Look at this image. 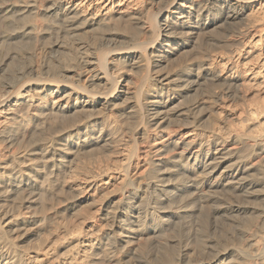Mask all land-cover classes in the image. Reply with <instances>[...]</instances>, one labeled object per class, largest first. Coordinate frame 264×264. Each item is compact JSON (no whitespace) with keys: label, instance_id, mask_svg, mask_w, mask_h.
<instances>
[{"label":"bare ground","instance_id":"1","mask_svg":"<svg viewBox=\"0 0 264 264\" xmlns=\"http://www.w3.org/2000/svg\"><path fill=\"white\" fill-rule=\"evenodd\" d=\"M134 1H140L139 3L144 5L145 7L148 2V0H132V3ZM121 2L123 1L53 0L47 8L45 7V11L51 16H55L56 19H58L63 24L62 28L66 29L65 33L67 32L69 35H71V37L73 35L75 37V35L80 36L81 34H85L89 31V28L92 27H99L98 29H100L102 26L109 25V29H107L110 30V24L113 21H121L124 17H127L131 19V21H135V24L138 27V30L136 31H141L140 35L142 34L143 30L146 31L149 39H147L146 41L144 39H141L143 41L136 40L137 46L135 47L134 44L133 46L135 48L132 49L118 47L117 45H111L109 47L105 45L107 48L99 50V47L102 46L104 41L108 43L107 41L109 40L107 36L100 38L102 41L99 42V45H95L94 43L95 47H91L92 49L87 50L88 53H81L77 57V66L78 68H80V70L88 67V65L92 66L93 63L98 66V72L94 75L87 76L84 83L81 82L82 73H75L69 76V74L72 73L69 68H59V72L56 69V73L58 74H54L53 77L49 80L46 78V80H42L40 73L41 70L33 66L27 68L24 66V69H22L21 71L19 70V72L16 73L15 82H21L20 85H17V83H13L12 80L10 82H3V88L0 89V159L5 156L8 152L10 153L11 150H14L12 151V153L9 154L14 158V161L12 159L13 164L12 162L11 164L13 166L10 168V170L6 169L8 172H0V191H4L8 194L15 192L16 194L17 191L22 192L23 190L29 188V186H31L30 188L37 187L36 180L40 177L44 178L48 184L50 178L52 177H50V175H54V173L58 171H60V173L61 171L67 172L65 171L66 168L61 166L58 162H61L62 160L65 161V159H62L63 156L67 154V152L69 153V151H71L72 149H75L74 151L76 152V150H81L83 147H93L96 146L98 143L102 142L108 143L107 145L114 144L113 150L115 149V153L117 155H115L117 157V163H115L116 165L113 169L109 166L111 169L108 168L105 170H100L95 175L91 173L90 175L93 176L87 177L83 174L85 178L75 179L76 181L72 180L76 182L75 185L72 182V184L74 185V191L81 194L82 201L91 200L93 203L99 202L100 199L104 201L101 202V205L98 204L100 205V208L98 207L99 210L96 209V211H98V214H100L99 218L97 219L98 223L95 219L94 221L96 222V224H94L95 222H85L83 225L81 224L82 227H79L81 229H79L78 233L76 235L74 234V236H72L68 242L63 240L64 234H66L67 236V229L61 228L62 230H54L57 232H52L51 235L45 239L44 244L42 243L40 247L37 246L38 249H35L36 252H34L33 256L30 255L28 257L27 250L26 252H19L17 250L18 247L16 248L17 245L15 246V241H12L15 238H12L11 241L8 240V236H11L10 233H12L13 231L12 229L6 230V228L4 227L5 224L3 225V220H6V215L2 217L5 210L3 211L4 208L0 206V264H97L96 258L99 254H101L99 253V251L103 249H106L108 253L113 254V256L110 255L112 257L108 258L113 264H147L149 260H147V258L150 257L149 249H156V247H159L162 250H167L169 252L176 250L179 255L178 264H223L226 260H224L222 257H225L227 255H217L215 250V255L212 258L209 256V259H205L203 257V260L199 259L196 261H192L195 253H193L194 255L190 253V246L191 244L193 245L194 240L195 242L199 243V241H196V239L200 232L198 234L195 233V235L197 236L196 239H193V242L190 238H186V241H176V243L172 244V242L175 241L173 233L177 232L176 230H178V226L181 225V222L184 221V218L192 217L198 212L203 213V211H206L207 208L208 216L211 219H217L218 217H221V219H224L221 221L226 222L225 220L230 217L236 219L239 218L238 216L240 215L245 216V214L249 212V209L242 207L244 204L251 203V205H253L256 203V201H258V203H264V101L261 102L259 100V102L258 100H256L258 102L255 101L256 103H254L253 105H251L252 103L248 104L246 102V97L247 95H249L248 90H254L255 95L257 94V99L263 97L262 95L264 94V0H165V2H163L162 4L159 3L161 5L156 10H153V7L147 10V17L145 18L146 21L142 18H138L140 14L143 15L142 13L144 11H131L129 9L124 10L122 9L123 7H120L123 5L120 4ZM129 4L131 5V3ZM27 6L31 7V5L29 4ZM127 7L125 9H127ZM61 23L59 24L62 25ZM114 24L116 23L114 22ZM239 26H241L242 29L240 30L238 28L240 32L238 31L237 34L240 36V39L243 40V43L241 40V42L239 41L241 45L243 44V46L237 49L238 51L236 52L235 56L233 55L234 57L230 56L232 53L231 52L230 55H228L227 57H223V55L221 57L219 55L220 57L215 56L216 58H211L209 52H206L203 56L204 60L199 61V63L197 61L196 63L198 64L196 65H193V63L191 62L193 66H189L190 69L188 70H186L187 68L185 66L186 71H184L183 69V75H181L182 73L180 74L179 72V79L174 78V76L171 75L172 73L163 74L162 71V73L159 71L156 72V68L166 63L171 56L177 54L178 52L184 49L190 48L191 46H198V44L203 41L204 38H206L205 36L210 33H213L214 30L218 28H227L229 30V28L232 27L237 30L236 27ZM33 27L34 26H32L31 29H34ZM36 28L38 27L35 26V29ZM22 29L25 30L26 28ZM40 30L41 28L39 29V31ZM50 30L52 29L50 28ZM60 30L58 31L60 32ZM43 31H41V33ZM31 32L28 31V33H25L24 31L25 36H29ZM110 34L112 35V33ZM22 35L24 36V34ZM31 35L33 34L31 33ZM122 35L125 34L123 33ZM235 40L237 41V39ZM231 41L235 42L233 40ZM80 44L82 47H84V42H80ZM68 45L70 46V44ZM228 45L229 44H227L226 48H228ZM202 46L204 45L202 44ZM49 48L51 47L49 46ZM49 51L51 53V50ZM5 52L8 51L6 50ZM89 56H94V62ZM236 58L237 60L241 59L239 64H237V62L234 60ZM117 65H119L120 67ZM48 71L49 70H47V72ZM137 72H143V89L141 88V86L139 88L136 86L134 88L132 87V83L135 82H132L133 80L131 79L132 76ZM44 74L46 76V73ZM28 75H31L33 77L35 76V78L32 80L31 77L29 81H24V79L27 78ZM74 79L77 81L80 80L81 84L75 85ZM41 82H43V85ZM203 82L209 84L208 87L210 88V91L208 90L209 88H207V90L209 91L211 99L213 100L215 105L218 106L219 109L223 110H220V113L223 112L224 118L222 117V119H224V123L226 124V126L224 125L225 127L223 128L220 127V130L218 131L216 129L212 130L210 128L211 130L209 132H203L202 134L199 132L198 134L197 129L199 127L196 128V126L199 125L198 122L200 123V119L203 116L202 112H200L201 110L199 109L200 106L198 104H195L194 102L193 106L186 108L182 107L180 108V111H178L179 106L173 107L172 105L174 103L173 100L178 97L181 98L180 102H182L183 104V99H185V96L188 93L192 92L196 87H199ZM206 83L205 85H207ZM39 84L42 85V87H40L41 89H38L39 93H32V88L34 86H36V88L37 86L39 87ZM246 90L248 93H245V95L243 92H246ZM48 97L50 98V101L47 100L49 102L46 101ZM132 99H135V102H131ZM240 101H242L243 103L240 104L241 106L238 110L240 111V114L238 115V111L236 110L238 108L236 107ZM179 105L182 106L181 104ZM184 105H186V103H184ZM119 106H123L122 110H118V113H114L113 111L117 110ZM198 109L200 111H198ZM25 110L26 112H29L31 110L35 112L33 116L23 117L22 112ZM108 111H112L111 114H108ZM94 112L99 113L101 116H94ZM133 113L136 115V127L131 128V126V129H128L127 127H125L126 124L123 127L122 125L121 127H117V125H119L121 121L123 122L129 120L130 116H132ZM79 114L87 115V122L83 125H76L73 128L68 127L70 129H66L63 134L61 133L62 136L58 140H54L53 138L51 139V137L50 139H46L47 137L45 136L47 143H45L43 147L39 144L40 147L32 148L34 144L32 142H34V140H32L33 136H31V141L28 140L30 141V143H32L31 148L26 145L25 138H29L30 135L28 136V134H30V129L32 125H39V128L40 126H42L41 129L46 128L47 126L51 127L52 124L56 125L59 123L60 125H65V123L73 119V117L79 116ZM18 118L23 119L24 123L21 124V126H17L18 124L15 125L13 123ZM182 121L185 122L186 126L191 127V130H188L186 133L183 134L181 133V136L179 138H170L171 136L169 137L167 134L169 130L168 128L176 125L179 127V125H182ZM18 123L22 122L19 121ZM238 125H240V127ZM204 128L206 129L207 127ZM40 130H38V132ZM35 132L36 130H34V135ZM169 135H171L170 132ZM142 137L145 139L144 144H141L142 142L139 140ZM63 142H66V144H63ZM66 147L67 149H65ZM83 154L85 155V153ZM36 157H40L41 160L39 163L34 165L31 161H33L32 159L34 158L36 159ZM110 157H113V155ZM9 158L10 157H8V160H10ZM29 162H31L33 165H31ZM27 163L30 164H28L29 167L26 166ZM170 165H173L172 169L167 167ZM33 166L34 170L30 169L33 168ZM162 167L168 168L165 170L163 169L164 172L168 174L165 175L164 172L161 174L159 173V169H161ZM1 168L2 163L0 162V170ZM92 170L93 169H91V171ZM64 172H62V174ZM71 172L73 173V171ZM85 173H90V170L89 172ZM180 175L181 178L179 177L178 180H175L177 182L174 184V186L173 184L162 187L159 185H165L166 181L171 182L173 181V177L175 178L176 176ZM78 177L80 176H76V178ZM32 178L35 179V181H33ZM167 178L169 179L166 180ZM55 179L57 178H54V180ZM175 181H173V183ZM53 188L55 189V187ZM213 189L214 191L215 189H222V191H225V193H227L230 197H226L227 195L224 192L219 191L218 193H223L224 195H226L225 197L228 198V200L230 201H227V199L224 198V202H217V200L213 199L214 197H208L212 194ZM21 192L18 193L21 194ZM207 192L211 193L207 196L206 199L202 201V196L200 195L207 194ZM214 193H216V191ZM38 195L39 194H37V197H39ZM94 197H97L98 199H95ZM217 199H219V197ZM253 201L255 202L253 203ZM1 202L2 200L0 198V203ZM141 203H144V206L146 204L145 210L143 208L141 209ZM213 203H217V206L219 203V207L212 208L210 204ZM94 205L96 206V204ZM11 206L13 208L12 204ZM11 206L9 207V209L11 208ZM253 206L256 207V205ZM257 207H261L262 209V206L258 205ZM252 209L255 214H258L257 216L259 217V219L264 218V209L261 210L259 208L258 210H254V207ZM84 211L88 212V210ZM11 212H13V210H11ZM204 213L206 215V212ZM35 214L33 215L36 218ZM91 214L92 213H90V211L89 213H87L86 221H88L89 219L91 220V218H89L92 217ZM98 214L94 213L95 216ZM19 217L23 218V221H21L20 223L23 225L25 223L35 222V219H30L31 217H29L28 219L27 217L24 218V215L21 213L19 214ZM41 218L42 217H40V219ZM45 218L46 217H44V219ZM82 218L85 219V217ZM244 218H246V216ZM254 218L256 217L251 216V219ZM18 219L17 221H19ZM256 219H254V221L252 222L255 223ZM179 220L180 222H178ZM234 221L236 222V220ZM100 222L101 224L99 225ZM257 222H259V220ZM77 223L79 222H76V224ZM250 224L251 223H249V225ZM231 225L232 224H230V226ZM50 226H48V228ZM61 226L63 225L61 224ZM243 226L241 228H243ZM257 226L256 228H252L257 229ZM48 228L47 230H50ZM247 228L245 229L247 230ZM15 230L16 229H14V231ZM47 230L46 232H48ZM243 230L241 232L246 231ZM252 230L249 233H251ZM186 231L185 233L188 236L189 233L187 232H189V230L187 232ZM256 231H254V234L256 233V235L253 234L255 236H253V239L257 238V236L259 237L261 233L264 234V230H261L263 232H261L259 235ZM246 233L247 232H245L244 234ZM191 234L192 233H190V235ZM203 234L206 237L205 233ZM204 236L202 237L204 238ZM250 237H252V235ZM55 238H57V241H62V243L60 242L61 246H65L64 242H67L66 245L68 243L69 245L74 244L73 249L71 250V252L69 250L70 253H68L67 256L58 257V255L55 254L57 253V249L54 253L50 252V247L49 249H47ZM177 238L178 239H175L179 240V236ZM199 238L200 237H198V239ZM136 240H139V242H143L142 244L138 245V241L135 242ZM189 240L192 242L191 244L188 243L190 242ZM207 240L210 239H205V241L200 239V244L203 242V249L201 250L206 251V253L210 248L209 245H211L212 243L211 241ZM247 240L250 241H246L243 243L240 240V242L243 243L241 244V248L236 245L235 247H239L241 249L239 252H243V256L245 252L249 255V258L256 260L251 262L249 261L251 259L247 258V262H242L241 264H264V235L260 237L257 241H255L256 239L254 241H251V238ZM60 243L58 244L60 245ZM196 246L201 248L200 245H195L193 247L195 248ZM28 250L30 249L28 248ZM167 251L166 253H168ZM158 252L162 253V251ZM194 252L196 251L194 250ZM227 253L229 254V252ZM202 254H204V252ZM157 257L158 256H156L155 258ZM166 257L169 258V256ZM172 257L173 256H171V258ZM199 257L201 258V256ZM242 257H238V259H242ZM99 258L101 259V256ZM158 258L157 260L159 262L160 260ZM109 260L107 262H109ZM168 260L166 263L168 264L169 262L170 264L172 259H170V261ZM103 261L101 262L103 264H106ZM165 261L166 260H164L163 263H165ZM149 263H152V259Z\"/></svg>","mask_w":264,"mask_h":264},{"label":"rangeland","instance_id":"2","mask_svg":"<svg viewBox=\"0 0 264 264\" xmlns=\"http://www.w3.org/2000/svg\"><path fill=\"white\" fill-rule=\"evenodd\" d=\"M16 1V2H15ZM39 1V2H38ZM53 0H0V84H2V85H0V89H2L3 88V85H4V83L5 82H10L11 80H12V82L13 83H17V82H15V75H16V73L17 72H19V70L21 71L22 69H24V66L27 68V67H30V66H33V67H35V68H38V69H40L41 70V79L42 80H46V79H51L52 77H53V75L54 74H58V73H56V69L58 70L59 68H69L70 70H71V72L72 73H70L69 74V76H71V75H73V74H75V73H82L81 75H82V78H81V82L82 83H84V81L86 80V78H87V76H91V75H94V74H96L97 72H98V66L95 64V63H93L92 64V66L91 65H88V67H86V68H84V69H82V70H80V68H78V66H77V63H78V60H77V57H78V55L79 54H86V53H88L87 52V50H89V49H92V48H94L95 47V45L97 44V45H99V42L100 41H102L100 38H103V37H108V43H106V41H104V43L102 44V46L101 47H99V50H101V49H104V48H107V47H109V46H118V47H123V48H135L137 45V41H143V40H141V39H144L145 41L147 40V39H149V37L147 36V33H146V31H142V34L140 35V33H141V31L140 32H138V31H136V30H138V27L136 26V24H135V21L133 22V21H131V19H129V18H127V17H124L121 21L119 20V21H113L111 24H110V30H108L109 29V25H106V26H102L100 29H98V28H94V27H92V28H89V31L87 32V33H85V34H79L80 36H81V38H80V36H76L75 35V37H74V35L71 37V35H69L67 32L65 33V31H66V29L65 28H62L63 27V24L58 20V19H56V17L55 16H51L50 14H48V13H46V8L50 5V3L52 2ZM123 2H121L120 4H123L122 6H120V7H123L122 9H124V10H131V11H144L142 14L143 15H139L138 16V18H142L143 20H145V18L147 17V10H149L150 8H152L153 10H156L163 2H165V0H148V2H147V5H146V7L144 6V5H142V4H140L138 1L136 2V1H134L133 3H132V0H122ZM48 2V3H47ZM136 2V3H135ZM18 3H19V5H18ZM24 3H25V5H24ZM42 3V4H41ZM45 3V4H44ZM129 3H131V5L129 4ZM139 3V4H138ZM159 3H161V4H159ZM10 4V5H9ZM31 5V7L30 6H27V5ZM48 4V5H47ZM8 5V6H7ZM125 5V6H124ZM153 5V6H152ZM41 6V7H40ZM127 6H129V7H127ZM27 9H26V8ZM30 7V8H29ZM34 7V8H33ZM43 7V8H42ZM46 7V8H45ZM127 7V9H125ZM132 7V8H131ZM135 7V8H134ZM26 10H25V9ZM32 8V9H31ZM41 8V9H40ZM146 8V9H145ZM12 9V10H11ZM24 9V10H23ZM136 9V10H135ZM21 10V11H20ZM31 10V11H30ZM43 10V11H42ZM8 11V12H7ZM24 11V12H23ZM27 11V12H26ZM33 11V12H32ZM38 11V12H37ZM40 11V12H39ZM43 13H42V12ZM30 12V13H29ZM27 15H26V14ZM29 13V14H28ZM45 13V14H44ZM48 14V15H47ZM18 15V16H17ZM45 15V16H44ZM26 16V17H25ZM47 16V17H46ZM145 16V17H144ZM35 17V18H34ZM52 17H53V19H52ZM4 18V19H3ZM6 18V19H5ZM28 18H29V20H28ZM31 18H33V19H31ZM31 19V20H30ZM56 19V20H55ZM125 19V20H124ZM38 20V21H37ZM17 21V22H16ZM19 21H21V22H19ZM26 21V22H25ZM29 21V22H28ZM37 21V22H36ZM55 23H54V22ZM127 21V22H126ZM146 21V20H145ZM45 22V23H44ZM114 22L116 23V24H114ZM125 22V23H124ZM4 23V24H3ZM24 23V24H23ZM35 23H37V24H35ZM54 23V24H53ZM58 25H57V24ZM59 23H61L62 25H60ZM22 24V25H21ZM34 24V25H33ZM53 24V25H52ZM55 24H56V26H55ZM20 25V26H19ZM28 25V26H27ZM29 25H31V26H29ZM114 25V26H113ZM127 25V26H126ZM32 26H34L33 28L35 29V26H37L38 28H36L37 29V31H38V33H37V31H36V29L34 30V29H31L32 28ZM40 26H42L43 27V29H42V27H40ZM55 26V27H54ZM108 26V27H107ZM132 26V27H131ZM54 27V28H53ZM59 27H60V29H62V30H60L59 29ZM8 28V29H7ZM22 28H26L25 30L24 29H22ZM41 28V30L39 31V29ZM46 28V29H45ZM50 28L52 29V30H50ZM57 28V29H56ZM108 28V29H107ZM118 28V29H117ZM129 28V29H128ZM135 30H134V29ZM137 28V29H136ZM238 28L241 30L242 28H241V26H239V27H236V29L237 30H235V28H229V30L227 29V28H225V29H220V28H218V29H216V30H214L213 31V33H210V34H208L209 35V37H208V35L207 36H205L206 38H204L203 39V41H201L199 44H198V46H197V48H196V46L195 47H193V46H191L190 48H187V49H184V50H182V51H180V52H178L177 54H175V55H173V56H171L169 59H168V61L166 62V63H164L162 66H160V67H158V68H156V72H163V74H171L172 76H174V78H176V79H179L180 78V75H179V72H180V74L181 75H183V73H184V71H186V70H188V69H190V67L189 66H193V65H196V64H198L199 63V61H202V60H204V55H205V53L206 52H209V55H210V57L211 58H216L215 56H217V57H222V55H223V57H227L228 55H230V53H231V55L230 56H235V54H236V52L238 51L237 49H239V48H241L242 46H243V44L241 45V41H242V43H243V40L242 39H240V36L237 34V32L239 31L240 32V30H238ZM21 29V30H20ZM47 29H48V31H47ZM56 29V30H55ZM65 29V30H64ZM91 29H93V30H91ZM96 29H97V31H96ZM117 29V30H116ZM230 29H231V31H230ZM27 30V31H26ZM44 30V31H43ZM58 30H60V32L58 31ZM100 30V31H99ZM103 30V31H102ZM122 30V31H121ZM217 30H218V32H217ZM226 32H225V31ZM24 31H25V33H28V31H32L31 33L33 34V35H31V33L29 34V36L27 35V36H25V33H24ZM34 31V32H33ZM41 31H43L42 33H41ZM63 31V32H62ZM105 31V32H104ZM108 31H110V32H108ZM115 31H117V32H115ZM120 31V32H119ZM134 31V32H133ZM220 31V32H219ZM17 32H18V34H17ZM36 32V33H35ZM51 32V33H50ZM98 32V33H97ZM126 32V33H125ZM137 32V33H136ZM228 32H229V34H228ZM5 33V34H4ZM24 34V36L22 35V34ZM59 33V34H58ZM96 33V34H95ZM105 33V34H104ZM110 33H112V35L110 34ZM125 34V35H122V34ZM232 33V34H231ZM20 34V35H19ZM36 34V35H35ZM42 34V35H41ZM57 34H58V36H60V37H58L57 36ZM68 34V35H67ZM146 34V35H145ZM226 36L227 34V36L225 37L224 35ZM235 34V35H234ZM18 35V36H17ZM39 35V36H38ZM100 35H102V36H100ZM135 37H134V36ZM212 35V36H211ZM24 37V38H22V37ZM33 36V37H32ZM38 36V37H37ZM66 36V37H65ZM95 36V37H94ZM145 36H147V37H145ZM229 36H230V38H229ZM17 37H19V38H17ZM27 37V38H26ZM99 37V38H98ZM131 37V38H130ZM228 37V38H227ZM235 37V38H234ZM22 38V39H21ZM32 38V39H31ZM45 38V39H44ZM49 38V39H48ZM79 38V39H78ZM134 38H136V39H134ZM139 38V39H138ZM212 38V39H211ZM226 38V39H225ZM58 39V40H57ZM75 41H74V40ZM82 39V40H81ZM85 39V40H84ZM96 39V40H95ZM118 39V40H117ZM227 39H231V40H233V41H235V42H232L231 40L229 41V40H227ZM235 39H237V41L235 40ZM36 40V41H35ZM38 40V41H37ZM78 40V41H77ZM81 40V41H80ZM86 40H87V42H86ZM89 40V41H88ZM98 40V41H97ZM137 40V41H136ZM224 40H225V42H224ZM241 40V41H240ZM30 41V42H29ZM112 41H113V43H112ZM128 41V42H127ZM209 42V43H207V42ZM223 41V42H222ZM228 41V42H227ZM240 41V42H239ZM58 42V43H57ZM69 42V43H68ZM80 42H84V47H82L81 46V44H80ZM98 42V43H97ZM135 42V43H134ZM239 42V43H238ZM10 43V44H9ZM27 43V44H26ZM35 43V44H34ZM39 43V44H38ZM51 43V44H50ZM56 43V44H55ZM73 43V44H72ZM79 43V44H78ZM90 43V44H89ZM94 43H95V45H94ZM236 43V44H235ZM4 44V45H3ZM68 44H70V46L68 45ZM88 44V45H87ZM135 44V45H134ZM202 44L204 45V46H202ZM211 44V45H210ZM214 44V45H213ZM227 44H229L228 45V48H226L227 47ZM230 44H232V45H230ZM47 45V46H46ZM52 48H49V46ZM62 45V46H61ZM90 45V46H89ZM105 45H107V47L105 46ZM135 47H134V46ZM222 45V46H221ZM223 45H224V47H223ZM239 47H238V46ZM22 46V47H21ZM73 46H76V47H73ZM78 46V47H77ZM200 46V47H199ZM216 46V47H215ZM54 47V48H53ZM80 47V48H79ZM90 47V48H89ZM92 47V48H91ZM209 47V48H208ZM218 47H220V48H218ZM237 47V48H236ZM8 48V49H7ZM78 48V49H77ZM84 48H85V51H84ZM88 48V49H87ZM217 48V49H216ZM226 50H225V49ZM38 49V50H37ZM46 49V50H45ZM54 49H55V51H54ZM213 49V50H212ZM220 49V50H219ZM8 51V52H5V51ZM49 50H51V53H50V51ZM53 50V51H52ZM79 50V51H78ZM83 50V51H82ZM189 50V51H188ZM194 50V51H193ZM218 50V51H217ZM231 50V51H230ZM233 50H234V52H233ZM10 51V52H9ZM19 51V52H18ZM44 51V52H43ZM64 51V52H63ZM76 51H77V53H76ZM185 51H186V53H185ZM197 51V52H196ZM202 51V52H201ZM215 51V52H214ZM230 51V52H229ZM5 52V53H4ZM182 52V53H181ZM212 52V53H211ZM219 52V53H218ZM226 52H228V53H226ZM20 53V54H19ZM22 53V54H21ZM35 53V54H34ZM42 53V54H41ZM58 53V54H57ZM96 53V52H95ZM189 55H188V54ZM38 54V55H37ZM213 54V55H212ZM217 54V55H216ZM227 54V55H226ZM6 55V56H5ZM8 55V56H7ZM13 55V56H12ZM32 55V56H31ZM36 55V56H35ZM51 55V56H50ZM77 55V56H76ZM184 55V56H183ZM220 55V56H219ZM4 56V57H3ZM17 56V57H16ZM181 56H182V58H181ZM198 56V57H197ZM213 56V57H212ZM233 56V57H234ZM40 57V58H39ZM75 57H76V59H75ZM91 59H92V61L94 62V56H89ZM12 58V59H11ZM22 58V59H21ZM29 58V59H28ZM177 58V59H176ZM202 58V59H201ZM43 59H44V61H43ZM187 59V60H186ZM198 59V60H197ZM26 60V61H25ZM37 60V61H36ZM50 60V61H49ZM180 60V61H179ZM236 62H237V64H239L240 63V61H241V59H239V60H237V58L236 59H234ZM33 61V62H32ZM46 61V62H45ZM66 61V62H65ZM198 61V63H196ZM35 62V63H34ZM170 62V63H169ZM189 62V63H188ZM193 63V65H192V63ZM18 63H20V64H18ZM25 63V64H24ZM42 63V64H41ZM54 63V64H53ZM68 63V64H67ZM187 63V64H186ZM9 64V65H8ZM29 64V65H28ZM32 64V65H31ZM40 64V65H39ZM176 64H177V68H176ZM27 65V66H26ZM54 65V66H53ZM57 65V66H56ZM59 65V66H58ZM61 65H62V67H61ZM76 65V66H75ZM10 66V67H9ZM38 66V67H37ZM117 66H119V65H117ZM179 66V67H178ZM185 66H186V68H185ZM15 67V68H14ZM21 67V68H20ZM40 67V68H39ZM43 67V68H42ZM55 67V68H54ZM75 67V68H74ZM120 67V66H119ZM174 67V68H173ZM5 68V69H4ZM72 68V69H71ZM77 68V69H76ZM179 68V69H178ZM10 69V70H9ZM43 69V70H42ZM51 69V70H50ZM183 69H184V71H183ZM186 69V70H185ZM2 70V71H1ZM39 70V71H40ZM47 70H49L48 72H47ZM85 70V71H84ZM91 70V71H90ZM97 70V71H96ZM164 70V71H163ZM171 70V71H170ZM51 71V72H50ZM75 71V72H74ZM81 71H83V72H81ZM167 71V72H166ZM58 72H59V70H58ZM161 72V73H162ZM177 72H178V74H177ZM44 73H46V76H45V74ZM89 73V74H88ZM91 73V74H90ZM2 74V75H1ZM42 74H44V75H42ZM174 74H176V75H174ZM29 76H30V78H29ZM43 76H45V77H43ZM139 78H138V77ZM142 76H143V72H137V73H135L133 76H132V79L131 80H133L132 82H135V83H132V87L134 88L135 86L136 87H140L141 86V88L143 89V86H144V80L142 79ZM178 76V77H177ZM14 77V78H13ZM31 77H32V80L35 78V76L33 77V76H31V75H28V77L27 78H25L24 79V81H29L30 79H31ZM44 78V79H43ZM46 78V79H45ZM9 80V81H8ZM142 80V81H141ZM77 80H75L74 79V83H75V85L77 84H81V82H80V80L79 81H77ZM2 82V83H1ZM4 82V83H3ZM79 82V83H78ZM139 82V83H138ZM42 83V85H43V82H41ZM136 83H137V85H139V86H137L136 85ZM205 83L206 82H203V83H201V85L199 86V87H196L192 92H190V93H188L186 96H185V99H183V102L184 103H186V105H184V103L182 104V102H180L181 101V98H176L175 100H173V107H176V106H179V108H178V111H180V108H186V107H190V106H193V103L195 102V104H198L200 107H199V109L201 110H199L198 109V111H200V112H202V120L200 119V123L198 122V124L199 125H197L196 126V128L197 127H199L200 128V130H199V128L197 129V132H198V134H199V132L202 134L203 132H209L211 129L212 130H220V127H225L226 126V124L224 123V119H222V117H223V112L222 113H220L221 111H223V110H221V109H219L218 108V106L217 105H215V103L213 102V100L211 99V97H210V95H209V91H210V88L208 87L209 86V84L208 83H206L207 85H205ZM21 84V82H18L17 83V85H20ZM135 84V85H134ZM143 84V85H142ZM205 86H204V85ZM41 84H39V87L37 86V88H36V86H34L33 88H32V93H39V90L38 89H41L40 87H42V85L40 86ZM203 85V86H202ZM131 87V88H132ZM207 88H209L208 90H207ZM198 89V90H197ZM197 90V91H196ZM206 90V91H205ZM249 91V93L247 92V90H246V92H243L244 94L245 93H248L249 95H247V97H246V102L248 103V104H251V105H253L254 103H256V102H258L259 100L262 102V101H264L263 99H264V94L262 95L263 97H260L259 99H257V97H256V95H255V91L253 90H248ZM253 93H252V92ZM206 93V94H205ZM188 95H189V98H188ZM246 95V94H245ZM248 98V99H247ZM188 99V100H187ZM192 99V100H191ZM211 99V100H210ZM47 100H49L50 101V98L48 97L47 99H46V101ZM135 99H132L131 100V102H135L134 101ZM185 100V101H184ZM191 100V101H190ZM196 100V101H195ZM249 102H248V101ZM251 100V101H250ZM254 100V101H253ZM256 100H258V101H256ZM49 101H47V102H49ZM256 101V102H255ZM259 101V102H260ZM41 102V101H40ZM130 102V103H131ZM243 102L242 101H240L239 102V104H238V102H237V107L236 108H238V109H236L237 111L239 110V107L241 106L240 104H242ZM65 104V103H64ZM179 104H181L182 106H180ZM204 106V107H203ZM122 107L123 106H119L118 108H117V110H114L113 112L115 113V112H117L118 113V110L120 111V110H122ZM203 108H205V109H203ZM221 110V111H220ZM233 110H234V108H233ZM232 110V111H233ZM235 110V111H236ZM204 111V112H203ZM28 112V111H27ZM26 112V110L25 111H23L22 113H23V117H30V116H33V114H34V112L35 111H29L28 113ZM31 112V113H30ZM111 112L112 111H108L107 113L108 114H111ZM240 111H238L237 112V114L239 115L240 113H239ZM25 115V116H24ZM84 115V116H83ZM79 114V116H75V117H73V119H71L70 121H68L67 123H65V125H60L59 123L58 124H56V125H51V127H53V128H51L50 126H47L46 128H42L41 129V127L42 126H40V128H39V125H37V126H35V125H32L31 126V131H30V134H28V136H29V138L28 137H26L25 138V141H26V145L27 146H29V148H31V146H32V143H34L33 144V146H32V148L34 147V148H37V147H40V146H42L43 147V145H45V143H47V141H46V139H50V137H51V139L53 138L54 140L55 139H59V138H61V136H62V134H63V132H65V130L66 129H70V128H68V127H71V128H73V127H75L76 125H83V124H85L86 122H87V119H86V117H87V115H85V114ZM101 116L99 113H97V112H94V116ZM83 117V118H82ZM135 117H136V115L133 113L132 114V116H130V118H129V120H126V121H121L120 123H119V125H117V127H121V125H122V127L123 126H125V124H126V126L125 127H127L128 129H131V128H133V127H136V119H135ZM78 118V119H77ZM224 118V117H223ZM86 119V120H85ZM22 122V123H18V122ZM80 121V122H79ZM128 121H130V122H128ZM132 121V122H131ZM207 121V122H206ZM223 123H221V122ZM71 122V123H70ZM206 122V123H205ZM15 125H17V126H21V124H23L24 122H23V119H20V118H18L16 121H14L13 122ZM12 123V124H13ZM69 123V124H68ZM122 123V124H121ZM133 125H132V124ZM235 123H238V122H235ZM13 124V125H14ZM71 124V125H70ZM124 124V125H123ZM128 124V125H127ZM130 124V125H129ZM182 125H179V127L176 125V126H171L172 127V130H171V127H169L168 129V132H167V134H168V136L170 137V138H179L180 136H181V133L183 134V133H186L188 130H191V127H189V126H186L185 125V122H183L182 121V123H181ZM222 124V125H221ZM59 125V126H58ZM70 125V126H69ZM115 125V124H114ZM185 127H184V126ZM203 125H205V126H203ZM208 125V126H207ZM221 125V126H220ZM225 125V126H224ZM34 126V127H33ZM55 126H57V127H55ZM132 126V127H131ZM202 126V127H201ZM211 126H213V127H211ZM239 127H240V125H238ZM60 127H62V128H60ZM131 127V128H130ZM204 127H207L206 129L204 128ZM238 127V128H239ZM37 128H39V129H37ZM174 128V129H173ZM183 128V129H182ZM211 128V129H210ZM33 129V130H32ZM41 129V130H40ZM48 131H47V130ZM52 129V130H51ZM177 129V130H176ZM180 129V130H179ZM201 129H203V130H201ZM34 130H36V132H35V135H34ZM38 130H40L39 132H38ZM60 130V131H59ZM62 130V131H61ZM64 130V131H63ZM171 130V131H170ZM208 130V131H207ZM52 131V132H51ZM54 131V132H53ZM174 131V132H173ZM177 131V132H176ZM49 132V133H48ZM51 132V133H50ZM169 132L171 133V135H169ZM32 133H33V135H32ZM41 133V134H40ZM43 133H45V134H43ZM54 133V134H53ZM59 133H60V135H59ZM62 133V134H61ZM175 133V134H174ZM38 136H37V135ZM48 134V135H47ZM52 134V135H51ZM56 134H57V136H56ZM167 134H166V136H167ZM174 134V135H173ZM40 135V136H39ZM31 136H33V138L31 137ZM47 138H46V137ZM49 136V137H48ZM53 136V137H52ZM44 137V138H43ZM58 137V138H57ZM31 138H32V140H34V142H32V143H30V141H31ZM46 138V139H45ZM28 140H30V141H28ZM43 140V141H42ZM142 143L141 144H144V141H145V139L142 137V138H140L139 139ZM143 140V141H142ZM46 141V142H45ZM139 141V142H140ZM44 144H43V143ZM28 143V144H27ZM36 143H38V144H36ZM104 145H103V144ZM102 143H98L96 146H93V147H89V148H87V147H83L81 150H76V152L74 151L75 149H72L71 151H69V153L67 152V154H65L64 156H63V158L62 159H65V161L64 160H62L61 162H58L61 166H63L64 168H66V170L65 171H67V172H64V171H61V173H60V171H58V172H56V173H54V175H50V181H49V183L47 184V182L45 181V179L44 178H42V177H40V178H38L37 180H36V185H37V187H32V188H30L31 186H29V188H27L26 190H23L22 192L21 191H17L16 192V194H15V192H13V193H9L10 194V196H9V194L8 193H6V192H4V191H0V193H2V194H0V198H1V200H2V202L0 203V206H2L4 209H3V211H4V213H6V211H7V213L6 214H4L3 213V216L2 217H4V215H6L5 217V219L6 220H3L4 222H3V225H4V227L6 228V230H9V229H12V233H10L11 234V236H8V240L9 241H11L12 240V238L14 239V240H12V241H15L14 243H15V246H16V248H17V250L19 251V252H26V250H27V256L29 257L30 255H34V252H36V250L38 249V247H40V245L43 243L44 244V241H45V239L46 238H48L50 235H51V233L52 232H57V231H54V230H56V229H59V230H62V229H67V236H66V234H64V241H69L70 239H71V237L72 236H74V234L76 235L77 233H78V231H79V229H81V228H79L80 226L82 227V225L85 223V222H89V223H94L95 221V219H96V222H97V219L99 218V215L100 214H98V211H96V209L97 210H99V208H100V205H101V202H104V201H102L101 199H100V197H99V199L101 200H99V202H97V203H93L91 200L90 201H82V199H81V194H79V193H77V192H75L74 191V185H75V179H79V178H85L84 176H87V177H90V176H93V175H95L97 172H99L100 170H105V169H113L114 168V166L116 165L115 163H117V155H116V153H115V149L113 150V145L111 144H109L110 145V147H109V145H107L108 143H105V142H102ZM39 144H40V146H39ZM63 144H66V142H63ZM105 146V147H104ZM97 147V148H96ZM100 147V148H99ZM107 147V148H106ZM85 148V149H84ZM99 148V149H98ZM104 148H106V149H104ZM64 149V148H63ZM65 149H67V147L65 148ZM93 149V150H92ZM108 150V151H107ZM113 150V151H112ZM12 151H14V150H11V152L10 153H12ZM78 151V152H77ZM81 151V152H80ZM83 151V152H82ZM86 151V152H85ZM88 151V152H87ZM90 151H91V154H90ZM112 151V152H111ZM70 152H71V154H70ZM73 152V153H72ZM102 154H101V153ZM9 152L6 154V155H8V156H3L1 159H0V162L2 163V168H1V170H0V172L1 173H3V172H5V171H7V170H10V168L13 166L12 164H13V161H14V158L11 156V155H9L10 154ZM76 153V154H75ZM83 153H85V155L83 154ZM93 153V154H92ZM99 153V154H98ZM70 155V156H69ZM78 155H80V156H78ZM105 155V156H104ZM113 155V157H110V156H112ZM116 155V156H115ZM77 156V157H76ZM90 156V157H89ZM8 157H10L9 159L10 160H8ZM76 157V158H75ZM110 157V158H109ZM84 158V159H83ZM113 158V159H112ZM4 159V160H3ZM12 159H13V161H12ZM87 159V160H86ZM90 159V160H89ZM101 159V160H100ZM2 160V161H1ZM6 160V161H5ZM33 161H31L34 165L35 164H37V163H39L40 162V157H36V159L34 158V159H32ZM39 160V161H38ZM112 160H114V161H112ZM36 161V162H35ZM68 161V162H67ZM87 161V162H86ZM110 161V162H109ZM11 162H12V164H11ZM31 162H29L31 165H33ZM35 162V163H34ZM98 162V163H97ZM100 162V163H99ZM108 162V163H107ZM11 164V165H8V164ZM29 163H27V165L26 166H28V164ZM66 163V164H65ZM70 163V164H69ZM85 163V164H84ZM29 164V165H30ZM82 164V165H81ZM112 164V165H111ZM5 165H6V167H5ZM65 165H66V167H65ZM108 165V166H107ZM5 168H4V167ZM78 166V167H77ZM111 168H110V167ZM172 166L173 165H170V166H167V167H169V168H171L172 169ZM226 166V165H225ZM9 167V168H8ZM29 167V166H28ZM27 167V168H28ZM69 167V168H68ZM106 167V168H105ZM167 167H162L161 169H159V173L161 174V173H163L164 172V170L165 169H168ZM42 168V167H41ZM68 168V169H67ZM79 168V169H78ZM100 168V169H99ZM104 168V169H103ZM5 169V170H4ZM7 169V170H6ZM29 169V168H28ZM30 169H33L34 170V166H33V168H30ZM43 169V168H42ZM41 169V170H42ZM73 169V170H72ZM86 169V170H85ZM91 169H93L92 171H91ZM164 169V170H163ZM88 170V171H87ZM89 170H90V173H85V172H89ZM95 170V171H94ZM96 170H98V171H96ZM163 170V171H162ZM71 171H73V173L71 172ZM8 172V171H7ZM62 172H64L63 174H62ZM76 172H77V175H76ZM80 172V173H79ZM82 172V173H81ZM84 172V173H83ZM93 174V175H90V174ZM158 173V174H159ZM62 174V175H61ZM72 174V175H71ZM79 174V175H78ZM83 174H84V176H83ZM86 174H88V175H86ZM164 174L166 175V174H168V173H165L164 172ZM59 175V176H58ZM63 176V177H62ZM66 176V177H65ZM76 176H80V177H78V178H76ZM181 178V175L180 176H176L175 178L173 177V181H175V180H178V178ZM54 178H57V179H55L54 180ZM63 178V179H62ZM33 179V178H32ZM169 178H167L166 180H168ZM42 180V181H41ZM72 180H75V181H72ZM33 181H35V179H33ZM39 181H41V182H39ZM44 181H45V184H44ZM53 181V182H52ZM56 181V182H55ZM59 181H61V182H59ZM71 181V182H70ZM173 181H171V182H169V181H166L165 182V185L163 184V185H161V184H159L161 187L162 186H169V185H172L173 184V186H174V184L177 182V181H175L174 183H173ZM32 182V181H31ZM72 182H73V184H72ZM169 182V183H168ZM39 183H40V185H39ZM43 185H42V184ZM51 183V184H50ZM54 183V184H53ZM57 183V184H56ZM61 183V184H60ZM167 184V185H166ZM42 185V186H41ZM49 185H50V187H49ZM52 185H54V186H52ZM59 185V186H58ZM71 185H72V187H73V189H72V187H71ZM44 186V187H43ZM41 187V188H40ZM49 189H48V188ZM53 187H55V189L53 188ZM60 187H62V188H60ZM70 188V189H69ZM33 189H35V190H33ZM42 191H44V192H42ZM54 191H53V190ZM31 190V191H30ZM51 190V191H50ZM62 190V191H61ZM65 190V191H64ZM34 191V192H33ZM38 191V192H37ZM48 192V194H47V192ZM213 192H212V196L211 195H209L211 192H207V194H204V195H200V196H202V198H201V200L203 201L204 199H206L207 198V196L208 197H211V198H213L214 200H217V202H224L225 201V199H227V201H230V200H228V198H226V197H230L227 193H225V191H222V189H215V191H216V193H214L215 191H214V189L212 190ZM219 191H221V192H224L226 195H224L223 193H221V194H219L218 192ZM18 192H21V194L20 193H18ZM26 192V193H25ZM36 192V193H35ZM52 192V193H51ZM63 192V193H62ZM72 192V193H71ZM75 192V193H74ZM3 193H4V195H3ZM33 193V194H32ZM41 193V194H40ZM66 193V194H65ZM70 193V194H69ZM7 194V195H6ZM14 194V195H13ZM37 194H39L38 196L39 197H37ZM53 194V195H52ZM215 194H217V195H215ZM224 196H223V195ZM64 195V196H63ZM67 195V196H66ZM25 196V197H24ZM52 196V197H51ZM66 196V197H65ZM83 196V195H82ZM187 196H191V195H187ZM217 196V197H216ZM226 196V197H225ZM44 199H43V198ZM49 197V198H48ZM185 197H186V195H185ZM219 197V199H217ZM223 197V198H222ZM11 200H10V199ZM21 198V199H20ZM24 198V199H23ZM27 198V199H26ZM48 198V199H47ZM53 198V199H52ZM95 199H98L97 197H94ZM200 198V197H199ZM225 198V199H224ZM3 199H5V200H3ZM19 199V200H18ZM40 199H42V200H40ZM45 199H47V200H45ZM60 199V200H59ZM222 199V200H221ZM224 199V200H223ZM9 200V201H8ZM52 200V201H51ZM57 200V201H56ZM7 201V202H6ZM5 202V203H4ZM12 202V203H11ZM14 202V203H13ZM43 202H44V205H43ZM255 201H253V203H254ZM3 203V204H2ZM8 205H7V204ZM18 203V204H17ZM252 203V204H253ZM257 203H258V201H256V203L255 204H253V205H256V207L255 206H253V205H251V203L250 204H244L242 207H245V208H247V209H249V212L247 213V214H245V216H246V218H244L245 216L244 215H240V216H238L239 218H232V217H230V218H227V220H225L226 222H223V221H221V220H224V219H221V217L219 218H217V219H211L209 216H208V208L206 209V211H203V213L204 212H206V215H205V213L203 214L202 212H198V213H196V214H194L192 217H187V218H184V221H182L181 222V225L180 226H178V230H176L177 232H175V233H173L174 234V237L176 238V239H178L177 237L179 236V240H176L175 238H174V240L175 241H173L172 242V244H174V243H176V241L178 242V241H186L187 239H191V241L193 242V239H196V236L197 235H195V233L196 234H198L199 232V234H198V236H197V239H196V241H199V243L198 242H195V240H194V242H193V245L191 244L192 242L190 241V242H188V243H190L191 244V250H190V253H195V255L193 256V259H192V261H196V260H203V257L205 258V259H209L210 257L212 258L214 255H215V253H214V250L216 251V254L217 255H227V256H225V257H222L224 260H226L223 264H235V262H236V264H241L242 262H247V258H249V255L248 254H246L245 252H244V256H243V252L242 253H240L239 251L241 250L240 248H241V244H243L244 242H246V241H250V240H247V239H249V238H251V241L253 240H255V241H257V240H259V238L260 237H262L264 234H262L261 232H263V231H261V230H264V218H260L259 219V217L257 216L258 214H255L254 212H253V207H254V210L255 209H261V207H257L258 205L259 206H262V209H264L263 208V206H264V203L262 204V203H258V205H257ZM5 204V205H4ZM11 204L13 205V208H12V206H11ZM17 206H16V205ZM37 204V205H36ZM92 204V205H91ZM94 204H96V206L94 205ZM98 204H100V205H98ZM216 204V205H215ZM221 204V203H220ZM4 205V206H3ZM7 205V206H6ZM11 206V208L9 209V207ZM18 205H20V206H18ZM34 205V206H33ZM42 205V206H41ZM93 205H94V207H93ZM211 206H212V208H215V207H219V203H218V206H217V203H213V204H210ZM246 205V206H245ZM7 208H6V207ZM43 206H45V207H43ZM140 206H142L141 207V209L143 208L144 210H145V208H146V204H145V206H144V203L142 204H140ZM144 206V207H143ZM251 206V207H250ZM17 207V208H16ZM22 207H23V209H22ZM43 207V208H42ZM93 207V208H92ZM99 207V208H98ZM223 207H225V206H223ZM250 207V208H249ZM19 208V209H18ZM34 208V209H33ZM86 208V209H85ZM92 210H90V209ZM7 209V210H6ZM8 209H9V212H8ZM19 211H18V210ZM25 209H28L29 210V212H28V210H25ZM38 209H40V210H38ZM261 209V210H262ZM11 210H13V212H11ZM25 210V211H24ZM42 210V211H41ZM84 210H88V212H86V211H84ZM260 210V211H261ZM16 213H15V212ZM32 213H31V212ZM34 211V212H33ZM89 211H90V213H92L91 214V216L93 217V221H92V217H89V218H91V220L89 219L88 221H86V218H87V213H89ZM253 213H252V212ZM21 214H23L24 215V218H26L27 217V219L29 218V217H31L30 219H35V222H33V223H25L24 225L23 224H20L21 223V221H23L22 219V217L20 218L19 217V214L20 213ZM23 212V213H22ZM35 212H36V214H35ZM44 212V213H43ZM46 212V213H45ZM86 212V213H85ZM97 212V213H96ZM9 213H11V214H9ZM18 213V214H17ZM26 213V214H25ZM94 213L95 214H98V215H94ZM12 214H13V216H12ZM17 214V215H16ZM33 214H35V216H36V218L34 217V215ZM251 214V215H250ZM253 214V215H252ZM31 215H33V216H31ZM37 215H38V218H37ZM43 215H44V217H46L45 219H44V217H43ZM84 215V216H83ZM206 217H205V216ZM250 215V216H249ZM10 216V217H9ZM13 218H12V217ZM80 216V217H79ZM200 216V217H199ZM203 216V217H202ZM242 216H244V217H242ZM249 216V217H248ZM251 216H254V217H258L257 219L259 220V222H257L258 220L256 219V218H254V219H256L255 221V223H253L252 221H254V219H251ZM17 217V218H16ZM18 217H19V219H18ZM40 217H42L41 219H40ZM50 217V218H49ZM82 217H85V219L84 218H82ZM207 217H209V218H207ZM16 218V219H15ZM81 218V219H80ZM247 218H249V219H247ZM17 219L19 220V221H17ZM194 219V220H193ZM210 219V220H209ZM238 219V220H237ZM240 219V220H239ZM43 220V221H42ZM62 220H64V221H62ZM75 220V221H74ZM78 220H80V221H78ZM85 220V221H84ZM188 220V221H187ZM197 220H199V221H197ZM213 220V221H212ZM217 220V221H216ZM220 220V221H219ZM234 220H236V222L234 221ZM247 222H246V221ZM251 221V222H249V221ZM8 221V222H7ZM12 221V222H11ZM210 221H211V223H210ZM262 221V222H261ZM14 222V223H13ZM38 222V223H37ZM58 222H59V224H58ZM65 222V223H64ZM71 222V223H70ZM76 222H79L80 223V225H79V223H77L76 224ZM96 222L94 223V224H96ZM178 222H180V220L178 221ZM192 222V223H191ZM222 222V223H221ZM230 222V223H229ZM236 224H235V223ZM241 222V223H240ZM261 222V223H260ZM19 223V224H18ZM45 225H44V224ZM73 223V224H72ZM98 223V222H97ZM227 223H228V226H227ZM248 223V224H247ZM249 223H251L250 225H249ZM7 224V225H6ZM27 224H29V225H27ZM38 224V225H37ZM61 224L63 225V226H61ZM75 224V225H74ZM82 224V225H81ZM101 224V222L99 223V225ZM184 224H185V226H184ZM224 224V225H223ZM230 224H232L231 226H230ZM235 224V225H234ZM246 224V225H245ZM254 224V225H253ZM256 224V225H255ZM20 225V226H19ZM50 225H52V226H50ZM58 225V226H57ZM61 227H60V226ZM65 225V226H64ZM69 225V226H68ZM73 225V226H72ZM77 225H79V226H77ZM189 225V226H188ZM238 225V226H237ZM243 225H245V226H243ZM258 225V226H257ZM13 226V227H12ZM22 226V227H21ZM42 226V227H41ZM44 226V227H43ZM48 226H50L49 228H48ZM67 226V227H66ZM76 226V227H75ZM182 226V227H181ZM229 226H230V228H229ZM236 226V227H235ZM243 226V228H241ZM251 227V228H249V227ZM256 226H257V229H253V228H256ZM262 226H263V228H262ZM9 227V228H8ZM20 227V228H19ZM25 227V228H24ZM54 227V228H53ZM55 227H57V228H55ZM69 227V228H68ZM73 227V228H72ZM78 227V228H77ZM188 227V228H187ZM249 229H248V228ZM253 227V228H252ZM259 227V228H258ZM21 229V230H19V229ZM47 228L48 229H50V230H47ZM62 228V229H61ZM190 228H191V230H190ZM237 228V229H236ZM245 228H247V230L245 229ZM14 229H16L15 231H14ZM78 229V230H77ZM194 229V230H193ZM246 230V231H244V230ZM253 229V230H252ZM30 230V231H29ZM46 230L48 231V232H46ZM53 230V231H52ZM74 230V231H73ZM189 230V232H187V231ZM200 230V231H199ZM209 230V231H208ZM244 231V232H241V231ZM252 230V234L251 233H249L250 231ZM257 230V231H256ZM259 230V231H258ZM185 231L187 232V233H189L188 234V236L190 235V233H192L189 237L187 236V234L185 233ZM204 231V232H203ZM254 231H256V232H258L257 234L259 235L260 233V236L258 237L257 236V238H254L253 239V236L254 235H256V233L254 234ZM15 232V233H14ZM18 232V233H17ZM21 232V233H20ZM205 233V235H206V237L204 236V234L203 233ZM210 232V233H209ZM240 232V233H239ZM245 232H247L246 234H244ZM14 233V234H13ZM40 233V234H39ZM180 233V234H179ZM207 233V234H206ZM248 233H249V235L251 236L252 235V237H250L249 235H248ZM264 233V232H263ZM48 234V235H47ZM201 234H203V235H201ZM254 234V235H253ZM15 237H14V236ZM18 235V236H17ZM20 235V236H19ZM24 235V236H23ZM45 235V236H44ZM177 235V236H176ZM185 235V236H184ZM245 235H247V236H245ZM22 236V237H21ZM37 236V237H36ZM65 236H66V238H65ZM192 236V237H191ZM194 236H195V238H194ZM202 236H204V238L205 239H210V240H207V241H211L212 243H211V245H209V249H208V252L206 253V251H203V250H201V249H203L202 248V246H203V242L200 244V239L201 240H204L205 241V239L202 237ZM215 236V237H214ZM244 236V237H243ZM17 237V238H16ZM40 237H41V239H40ZM184 237H185V239H184ZM198 237H200L199 239H198ZM248 237V238H247ZM255 237V236H254ZM9 238H11V239H9ZM22 238V239H21ZM187 238V239H186ZM212 238H213V240H212ZM57 238H55L54 239V241H52V243H51V245H49L48 246V248L47 249H49V247H50V252L52 253H54L55 252V250L57 251V253H55L56 255H58V257H64V256H67V254L68 253H70L71 252V250L73 249V247H74V244L72 245V244H70L69 245V243L66 245V243L67 242H64L65 243V246H61V243H62V241H57L56 240ZM243 239V240H242ZM20 240V241H19ZM215 240V241H214ZM240 240L243 242H240ZM261 240V239H260ZM17 241V242H16ZM18 241H19V243H18ZM138 241V245L139 244H142V242L143 241H141V242H139V240H136L135 242H137ZM54 242V243H53ZM61 242V243H60ZM219 242V243H218ZM233 242V243H232ZM34 243V244H33ZM55 243H60V245L58 244H55ZM194 243H195V245H200V247L201 248H199V247H193V246H195L194 245ZM235 243V244H234ZM56 246V248H55V246ZM137 244V243H136ZM220 246H219V245ZM226 244V245H225ZM239 244V245H238ZM20 247H19V246ZM33 245H35V246H33ZM235 245L236 246H239L238 248H239V250H238V248L237 247H235ZM38 246V247H37ZM52 246V247H51ZM211 246H212V248H211ZM31 247H32V249H31ZM34 247V248H33ZM193 247V248H192ZM220 247V248H219ZM223 247H224V249H223ZM26 248V249H25ZM28 248L30 249V250H28ZM59 248V249H58ZM158 248V249H157ZM197 248V249H196ZM200 250H199V249ZM36 249V250H35ZM157 249V250H156ZM156 249H154V248H150L149 249V256L150 257H148L147 258V260H148V263L147 264H153V262H154V264H167L166 262H167V260L168 261H170V259H172L171 260V263L170 264H172V262H173V264H178L179 263V255H178V253H177V251L175 250H171L172 252H173V254H172V252H169V251H167V250H162L161 248H159V247H156ZM160 249V250H159ZM212 249V250H211ZM23 250H25V251H23ZM69 250H70V252H69ZM104 250V251H103ZM103 250H100L99 251V253H101V254H99L100 256H101V259L99 258L100 256L98 255L97 256V258H96V261H97V264H103L101 261H103V262H105L106 264H113L108 258H110V257H112L113 256V254L112 253H108V251L106 250V249H103ZM151 250V251H150ZM194 250L196 251V252H194ZM227 250V251H226ZM230 250V251H229ZM247 250V249H246ZM32 251V252H31ZM158 251H162V253L161 252H158ZM166 251L168 252V253H166ZM198 251V252H197ZM200 251V252H199ZM204 252V254H202L203 252ZM211 251V252H210ZM219 251V252H218ZM248 251V250H247ZM31 252V253H30ZM227 252H229V254L227 253ZM61 255H60V254ZM161 253V254H160ZM166 253V254H165ZM176 253V254H175ZM201 253V254H200ZM208 253H210V254H208ZM219 253V254H218ZM227 253V254H226ZM239 253V254H238ZM107 254V255H106ZM159 254V255H158ZM173 256L172 258H171V256ZM206 254V255H205ZM207 254H208V256H207ZM212 254V255H211ZM247 256H246V255ZM105 255V256H104ZM110 255H112V256H110ZM165 256V258H164V256ZM201 256V258L199 257V256ZM203 255V256H202ZM239 255V256H238ZM103 256V257H102ZM156 256H158L157 258L161 261H159L158 262V260H157V258H155ZM166 256H169V258L168 257H166ZM207 256V257H206ZM210 256V257H209ZM245 257V258H243V257ZM162 257V258H161ZM238 257H242V259L241 258H239L238 259ZM105 258V259H104ZM154 258H155V260H154ZM167 258V259H166ZM177 258H178V260H177ZM196 258V259H195ZM109 260V262H107L108 260ZM151 259H152V263H149L150 261H151ZM162 259V260H161ZM249 259H251V258H249ZM248 259V260H249ZM164 260H166L165 261V263H163L164 262ZM175 260H177V261H175ZM235 262H234V261ZM246 260V261H245ZM256 259H251V260H249V261H251V262H253V261H255ZM157 261V262H156ZM229 261V262H228ZM177 262V263H176ZM168 264H169V262H168Z\"/></svg>","mask_w":264,"mask_h":264}]
</instances>
